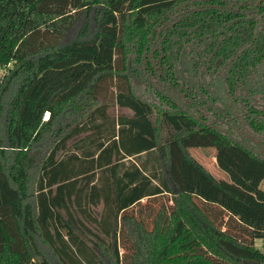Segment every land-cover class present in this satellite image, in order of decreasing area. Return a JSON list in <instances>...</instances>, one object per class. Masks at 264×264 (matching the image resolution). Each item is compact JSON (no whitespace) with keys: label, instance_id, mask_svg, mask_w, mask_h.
I'll return each instance as SVG.
<instances>
[{"label":"trees","instance_id":"trees-1","mask_svg":"<svg viewBox=\"0 0 264 264\" xmlns=\"http://www.w3.org/2000/svg\"><path fill=\"white\" fill-rule=\"evenodd\" d=\"M0 67V264H264L190 152L264 162V0H0Z\"/></svg>","mask_w":264,"mask_h":264},{"label":"rangeland","instance_id":"rangeland-1","mask_svg":"<svg viewBox=\"0 0 264 264\" xmlns=\"http://www.w3.org/2000/svg\"><path fill=\"white\" fill-rule=\"evenodd\" d=\"M5 69L0 67V76L4 75ZM114 84L110 81L102 85L105 90L106 98L109 100L113 96ZM239 120L242 121L240 113L236 111ZM129 109H123L118 106H111L109 110L110 116H118L120 114L132 115ZM48 115H45V119ZM239 131L245 140L253 139L242 124L238 125ZM257 143L256 150L264 154V144L260 140ZM191 154L205 165L222 184L233 190L234 192L248 198L257 204L264 211V162H261L242 149L237 147L217 148V147H191ZM251 193H258L255 198ZM263 240L258 239L256 245L261 247Z\"/></svg>","mask_w":264,"mask_h":264},{"label":"built area","instance_id":"built-area-1","mask_svg":"<svg viewBox=\"0 0 264 264\" xmlns=\"http://www.w3.org/2000/svg\"><path fill=\"white\" fill-rule=\"evenodd\" d=\"M261 249H263V250H264V242H263V244H262V246H261Z\"/></svg>","mask_w":264,"mask_h":264},{"label":"water","instance_id":"water-1","mask_svg":"<svg viewBox=\"0 0 264 264\" xmlns=\"http://www.w3.org/2000/svg\"><path fill=\"white\" fill-rule=\"evenodd\" d=\"M260 1H262V0H260Z\"/></svg>","mask_w":264,"mask_h":264}]
</instances>
